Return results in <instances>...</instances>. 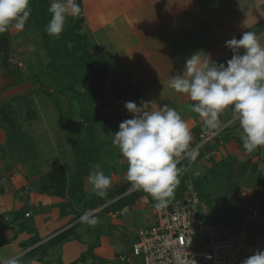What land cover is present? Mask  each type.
I'll return each instance as SVG.
<instances>
[{"label": "crops", "instance_id": "obj_1", "mask_svg": "<svg viewBox=\"0 0 264 264\" xmlns=\"http://www.w3.org/2000/svg\"><path fill=\"white\" fill-rule=\"evenodd\" d=\"M82 2L86 20L84 31L89 34L94 48L103 55L105 53L110 67L105 98H99L97 104L101 105L107 97L113 96L111 101L108 100L112 107V126L107 123L108 127L102 128L111 136L119 130L120 122L132 118L125 102L134 101L140 106L144 101L151 103L150 110L164 105L175 108L188 124L192 137L190 144L196 142L200 133L208 132L203 118L192 111L193 102L186 94L176 93L169 87L171 78L183 71L186 59L196 52L203 51L214 61L226 64L233 53L225 42L233 37L241 38L244 32H255L264 45V0ZM6 32L10 38L8 66L0 51V260L20 255L22 264H119L118 258L120 260V256L128 253L117 251L116 226L124 225L132 205L142 200L144 192L135 190L126 180L128 164L120 155L119 164L97 162L92 166L111 177L112 185L103 197V200L110 199L105 203L95 208L86 207L83 202L72 199L67 188L63 193L62 186L57 179L51 178V173L64 171L68 179L76 173L70 172L67 158L62 154L66 146H62L64 149L57 157L49 158L41 153L39 156L41 142L45 141L38 139L37 143L39 130L34 121L41 118L48 123L59 114L60 125L54 130L55 134L52 128H47L45 133L50 139L44 146L52 145L56 152L61 136L69 145H75L84 137L78 134L80 103L71 97L63 103L62 100L70 95L66 93L61 97L64 107L68 104L66 110L60 104V110L46 113V103L42 101L51 97L49 94L53 89L47 85L49 76L40 75L49 56L40 42L39 32L30 21L22 31L10 27ZM243 51L241 49V54ZM122 78H129L123 82L127 84L121 83ZM113 83L119 84L117 90L112 88ZM121 86L127 90L122 91ZM118 91L120 95L117 96ZM33 102L39 105V112L30 107ZM104 104L100 116L104 114ZM106 122L107 118H102V123ZM220 129L223 130L220 138L207 144L198 158L194 161L181 159L178 167L184 171L175 191L181 196L185 191L180 193L183 183L187 188L189 181L201 182L202 178L205 181L215 176L222 161L231 156L240 163L250 161L246 171L229 175L233 181L229 191H223L224 188L208 191L215 202L213 210L221 218H227L228 211L240 204H246L249 211L252 195L264 194V147L251 154L245 152L238 121L233 120L230 109L221 115ZM212 151L215 154L206 159L205 154ZM51 162L55 165L48 170L46 164ZM59 177L62 179L61 174ZM86 183L85 180L84 187ZM120 188L123 191L118 192ZM227 193L230 197H226ZM145 202L143 217L151 226L155 223V211L150 206L155 201L147 194ZM138 208L137 205L135 209ZM261 210L262 217L258 221H249V227L251 222L264 221V205ZM85 211H91L99 218L100 223L94 228L79 222ZM27 212L31 215L27 216ZM258 229L253 230L258 232ZM120 238L126 246L124 249H128L122 236ZM33 239L35 241L31 243Z\"/></svg>", "mask_w": 264, "mask_h": 264}, {"label": "clouds", "instance_id": "obj_2", "mask_svg": "<svg viewBox=\"0 0 264 264\" xmlns=\"http://www.w3.org/2000/svg\"><path fill=\"white\" fill-rule=\"evenodd\" d=\"M32 10L31 0H0V34L10 27L22 31ZM47 11L51 18L45 31L57 39L69 16L76 19L82 14L77 0H53ZM225 44L233 53L226 64L214 61L208 53L196 52L186 59L183 71L171 78L169 87L188 96L192 111L203 118L205 130L213 135L221 128V115L230 109L241 130L243 149L251 154L264 147V45L253 31ZM150 104L125 102L132 118L120 122L112 143L127 161L126 180L131 187L147 193L155 207L163 209L174 199L180 184L184 171L178 167L181 159L195 160L197 153L190 149V129L181 114L168 105L150 110ZM87 179L101 198L112 185L110 176L95 169ZM79 222L94 228L100 220L85 211ZM0 264H22V260L17 255L0 260ZM241 264H264V249L256 250Z\"/></svg>", "mask_w": 264, "mask_h": 264}, {"label": "trees", "instance_id": "obj_3", "mask_svg": "<svg viewBox=\"0 0 264 264\" xmlns=\"http://www.w3.org/2000/svg\"><path fill=\"white\" fill-rule=\"evenodd\" d=\"M81 5L82 14L79 18L73 19L70 16L68 23L65 24L64 31L57 39L50 37L46 31L45 26L50 20V14L47 9L50 6V0H31L32 13L28 21L32 23L35 29L39 32V39L42 45L48 52L49 61L40 73L41 76H49L50 81L48 87L53 89L49 95L70 94L69 97L80 103L81 123L87 124V133L90 149L83 156V162L78 160L79 172L68 179L64 171L52 172L51 178L58 180V184L62 186L63 193H69L70 197L78 202H83L86 207H97L107 200L95 199L93 196H88L84 192L83 178L90 172L91 164H95L99 159V149L102 143L96 145L95 127L103 123L99 122V115L103 112V106L98 105L99 98H105V88L109 80V68L104 55L93 48L89 34L84 31L85 17L83 14V2L77 0ZM9 34L7 32L0 34V51L3 53L2 60L5 61L6 66L9 65L10 58L9 51ZM119 84L113 83L112 88L117 90ZM90 151V152H89ZM251 162L240 163L235 158H228L222 161L221 167L216 172L218 174H231L246 171ZM180 165V164H179ZM178 165V166H179ZM60 174L62 179H60ZM180 193L186 189L185 183L180 185ZM118 192L123 191V188L117 189ZM136 196V195H135ZM120 203V202H119ZM264 202L261 203L260 209ZM122 208V207H121ZM248 206L240 204L236 208L228 211V217L223 218L226 224L234 225L237 228L244 226L247 218ZM17 216V213H16ZM208 220V219H207ZM210 221V220H209ZM8 225V224H5ZM251 233V232H250ZM251 235V234H250ZM35 241L33 239L31 243Z\"/></svg>", "mask_w": 264, "mask_h": 264}, {"label": "built area", "instance_id": "obj_4", "mask_svg": "<svg viewBox=\"0 0 264 264\" xmlns=\"http://www.w3.org/2000/svg\"><path fill=\"white\" fill-rule=\"evenodd\" d=\"M222 131L220 129L214 135L200 133L198 140L190 144V149L197 153L196 158L207 144L220 138ZM214 154V151L208 152L205 158L209 159ZM262 202L264 194L252 195L249 204L251 221L262 217ZM155 203L151 204L155 223L138 231L132 254L120 256L123 263H131L135 257H141L142 264H241L245 243L250 239L249 227L246 224L237 228L207 220L202 213L200 194L191 181L181 196H177L175 191L174 199L166 208H157Z\"/></svg>", "mask_w": 264, "mask_h": 264}, {"label": "rangeland", "instance_id": "obj_5", "mask_svg": "<svg viewBox=\"0 0 264 264\" xmlns=\"http://www.w3.org/2000/svg\"><path fill=\"white\" fill-rule=\"evenodd\" d=\"M50 2H53V0H50ZM93 48H94V46H93ZM104 55H105V53H104ZM107 65H108V63H107ZM108 68L110 70L109 65H108ZM132 79H133V76H132ZM126 80H129V78H125V79L122 78L121 83L125 82ZM123 84H127V83H123ZM121 89H122V91L127 90V88L125 89L124 86H121ZM60 95H61L60 97L59 96L57 97L56 95H52V97L48 96L49 98H45V101H42V102L46 103L45 104V112L46 113H49V112L53 113L54 109L60 110L62 107L64 109L66 108V106L68 107V104L65 105V107H64L63 103H66V100L68 98H70L69 97L70 95H67L65 98L63 97L64 98L62 100L63 103L61 102V97H62V95L64 96L65 94H60ZM118 95H120L119 91L117 92V96ZM101 99L102 98H100V100ZM107 99L109 101H111L113 99V96L110 95V97L109 98L107 97ZM46 100H51V101L47 102ZM108 100L105 99L101 103V105H103L105 103L104 104L105 109H104V114H102L101 116L99 115V122L102 123V118H107L108 122L103 123L102 125L100 124V128L98 125L95 127V129H97L96 134H95V139L97 141L96 145H97V143L98 144L102 143L101 149H99L98 162L103 163V164H114L115 165V164H119L118 159L120 158V155H121L120 151H119L118 147L114 146V144L112 143L113 137L111 136L110 132L107 131V129L102 130V128H105V126H107V127H108V125L112 126L111 125V123H112L111 119L113 116V114L111 112L112 107L109 106L110 104H108L109 103ZM60 104H61V108H60ZM30 107L34 108V110L36 112H39L38 111L39 105H36L35 102H33ZM69 109H71V107ZM68 115H70V114H68ZM72 115H74V114H72ZM57 116L59 117V114H57L56 117L51 119V121H49L48 123H46V121H44L41 118H38L36 122L34 121L35 127L37 126L38 130H39V137L37 138V140L39 139L40 141H45V142H41V149L42 150H40L38 152V154H39V156L42 154V155L48 156L49 158H52L54 156L57 157L61 154L62 149H64V148H62V146H64V147L66 146L65 151H63L62 154L64 157L66 156V158H67L66 162L69 164L70 172L74 173L76 171V173L73 175V176H75L79 172L78 160L81 159L82 160L81 162L84 163L83 162V160H84L83 156L85 153L88 152V149H90L88 142L91 139L88 137L87 127H86L87 124L82 122L80 124L79 129H78L79 130L78 134L80 136L81 135L84 136L83 138H81V142L79 141L75 145H69V143L66 141L65 137L61 136L57 140V143H59V145L56 147V152H55L52 145L50 147L48 144V146L46 148L44 146V144L48 143V140L50 139L45 133L47 128H52L51 130L54 131V130L58 129V127L60 125V119ZM80 116H81V114H80ZM80 119L83 120L81 117H80ZM107 123H108V125H107ZM54 134H55V131H54ZM39 140L37 141V143H39ZM230 158H234V157L231 156ZM121 159L123 162L127 163L126 159L123 158L122 155H121ZM54 165L55 164H53V162H51V164H46V168H48V170H49ZM93 165L94 164H91L90 171H91V169H94V168H92ZM48 170L46 169V171H48ZM105 171H107V170L105 169ZM215 173H216L215 176H213V177L210 176L211 179L209 178V179L204 181V178H202L201 182L194 181L195 183L192 182V185L198 190L200 197L202 199L203 216L206 219L210 220L211 222L224 224V223H226V221H224V219L220 217V214L217 213V211L213 210V208H212L214 206L213 203H215V202H214L213 198L210 197V193L208 191L213 190V192H217V191L221 190L220 188H222V189L224 188L223 191L225 189L227 191H229V188H232L231 186L233 185L232 184L233 181H231L232 179H229L230 177L226 176V174H218L217 172H215ZM210 175H211V173H210ZM71 177H70V179L74 178V180H75V177H72V178ZM87 177H88V175L83 178V181L85 182V180H86V182H87L86 184H88V186H86V184H85V187H84V192H86L87 197L88 196L90 197L92 194V195H95V197H93V198L101 199V197L97 196L96 194H93L95 192L92 190L91 185H89ZM260 188H261V186L258 185V189H260ZM222 193H224V192H222ZM146 197H147V193L144 192L142 200L139 201L138 203H136L139 206V208L135 209V207L137 205L136 204L132 205L131 212L125 218V223H123L124 225L123 226H121V225L116 226L115 235L119 237V242H118V244H116V246L118 245L117 251L119 253H123V254L128 253V255H131L132 254V246L138 239L139 229L148 227L150 225V224L148 225V221H146L143 217L146 214V212H145L146 208L144 205L146 203L145 202ZM226 197H230V194L227 193ZM84 201H83V203H84ZM150 208H152V210H153V207L150 206ZM122 220H124V219L122 218ZM249 221H251V219H249V213H248L247 218H246V222L244 225L246 226V224ZM247 226L249 227V224H247ZM254 228H259L258 229L259 231L256 232V230H253ZM248 229L251 232L250 233L251 235H250V239L246 241L245 246H244V251L242 254L244 259L246 257L254 254V252L256 250L264 249V221H261L260 223L251 222L250 227ZM254 234H255V236H254ZM120 236H122L123 241L126 243L128 249H124V247H126V246H125V244H123L122 241L120 242V239H121ZM259 236H261L262 238L259 239ZM253 242H256V243L253 244ZM130 251H131V253H130ZM118 263L119 264L121 263L119 258H118ZM130 264H142L141 257H135L134 261L131 262Z\"/></svg>", "mask_w": 264, "mask_h": 264}, {"label": "water", "instance_id": "obj_6", "mask_svg": "<svg viewBox=\"0 0 264 264\" xmlns=\"http://www.w3.org/2000/svg\"><path fill=\"white\" fill-rule=\"evenodd\" d=\"M118 186H120V184Z\"/></svg>", "mask_w": 264, "mask_h": 264}]
</instances>
